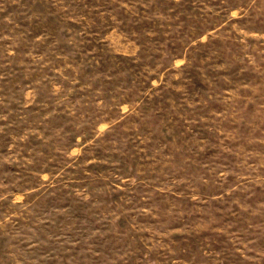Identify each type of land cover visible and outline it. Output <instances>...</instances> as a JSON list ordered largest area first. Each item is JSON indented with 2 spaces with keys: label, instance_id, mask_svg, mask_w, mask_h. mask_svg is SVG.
I'll return each instance as SVG.
<instances>
[{
  "label": "rangeland",
  "instance_id": "rangeland-1",
  "mask_svg": "<svg viewBox=\"0 0 264 264\" xmlns=\"http://www.w3.org/2000/svg\"><path fill=\"white\" fill-rule=\"evenodd\" d=\"M0 264H264V0H0Z\"/></svg>",
  "mask_w": 264,
  "mask_h": 264
}]
</instances>
